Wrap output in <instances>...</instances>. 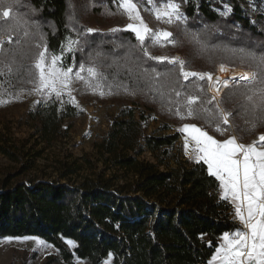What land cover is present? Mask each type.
I'll list each match as a JSON object with an SVG mask.
<instances>
[{"label": "trees", "instance_id": "obj_1", "mask_svg": "<svg viewBox=\"0 0 264 264\" xmlns=\"http://www.w3.org/2000/svg\"><path fill=\"white\" fill-rule=\"evenodd\" d=\"M23 1L22 11L35 24L39 41L51 54L58 52L68 37L79 35L69 62H87L86 50L89 57L97 58L106 81L129 87L149 107L147 101L156 97L157 108L171 106L175 112L187 113L182 97L191 93L199 96L192 105L194 115L180 120L181 124L198 122L218 137L225 136L224 131L218 132L214 126L229 129L233 124L231 134L248 141L264 121V65L258 60L264 56V13L252 21L237 0L222 1L232 7L227 16L215 9L223 7L219 0H178L184 3L187 19L177 25V50L186 55L189 67L204 66L214 72L220 62L239 66L244 59L257 72L254 83L233 84L222 92L221 101L231 112V124H225L212 95H201L193 78L182 81L178 64L145 55L144 45L132 31L83 36L75 31L82 27L75 18L88 8L83 2L74 3V10V0ZM94 9H102L101 3ZM7 23L10 21L0 18V36L12 35L14 40L3 44L5 51L0 58L8 62L11 52L15 57L9 59L10 66L5 64V79L1 81L17 91L34 74L28 53L17 51L25 42L30 52L32 38L24 39L21 31H12L15 35L11 30L5 32ZM145 46L151 52H168L149 38ZM168 78H175L171 86L160 82ZM133 103L134 107L122 109L111 119L109 130L96 143L103 163L116 173L107 175L103 170L76 180L72 178L77 172L74 160L63 162L54 179H21L32 167L28 161L15 171L4 172L0 178V238L37 236L50 242L59 255H51L42 264H75L76 260L100 264L110 255L112 264H209L222 235L240 229L235 207L230 199H222L220 182L209 175L207 165L182 153V133L171 130L168 123L148 131L152 113L147 114L139 101ZM31 114L39 137L50 146L66 134L64 121L78 116V111L74 105L63 108L51 102L41 104ZM0 152L12 161L23 160L3 143ZM146 153L153 160L144 158Z\"/></svg>", "mask_w": 264, "mask_h": 264}, {"label": "rangeland", "instance_id": "obj_2", "mask_svg": "<svg viewBox=\"0 0 264 264\" xmlns=\"http://www.w3.org/2000/svg\"><path fill=\"white\" fill-rule=\"evenodd\" d=\"M80 2L82 4L88 5V8L81 13L78 18V23L82 25L81 30H75L76 33L86 36L87 29H93L91 33H110L113 32V29L127 30V25L129 23L137 24V21L129 20L128 16L123 12L119 7V0H74V3ZM222 3L223 7H215L218 12H223L225 10V5L231 7L228 2H222L226 0H219ZM241 3L245 13L254 21L259 13H264V0H237ZM137 5L140 16L142 17L144 23L148 26L152 32L159 33L166 31L171 33V37L165 40L161 37V42L158 44L160 47L166 49L168 52H151L145 46V40L141 43L144 45V49L149 53V57L155 61H170L173 58H179L184 61V70L187 72L195 73H211L210 68L206 67H189L186 64V55L183 54L180 50H177V39L176 34L177 25L183 23L182 21L174 20L173 23H166V17L162 19L156 18V11L158 9H163L169 0H134ZM175 3L180 5V11L186 17L184 11V3L174 0ZM102 5V9H94L97 5ZM25 1L20 0L19 4L14 6L12 10V15L16 16L17 14L25 16L24 10ZM232 9V7H231ZM75 10V9H74ZM101 10V11H100ZM113 14H109V13ZM27 19V18H26ZM28 28L29 35L31 37V43L28 45L30 47V52L26 50L25 42L19 46L18 52H27L29 55V61L34 66L35 59L39 51L43 50V47L46 46L39 41L40 34L36 33L37 29L34 28L35 24L31 23ZM131 31V30H130ZM115 32V31H114ZM117 32V31H116ZM11 33L15 35L12 31ZM135 35V33L133 32ZM43 35V34H42ZM9 37L11 38L9 41ZM136 37V35H135ZM149 38L153 41L150 35H146L145 39ZM25 39V37H24ZM13 36H0V41L12 42ZM80 40L79 35L76 34L74 37H68L60 50L56 53H50L48 51L47 55L60 56L61 60L58 61L59 67H62L64 70L67 68L72 69V80L69 84V89L71 91V101L67 90L62 92L60 98L58 99L54 93L49 95H42L41 93L34 90L35 84L32 82L33 77H31L25 83H21V88L17 91H11L7 88V84H4L5 79L4 70L6 68L5 64H9V59L15 57L11 54L7 57L8 62L5 59L0 58V143L10 147L11 149L17 151L20 157L23 160L16 162L12 161L7 155L0 152V178L4 175L6 171H15L22 162H27L31 165V169L27 172L26 175L21 176V179L27 180L29 178L35 177H44L46 179H54L59 175L58 167L61 166L63 162H71L74 167H76L77 172L72 175V178L80 180L85 175H92L98 171H106L107 175H112L117 171L109 170L108 167L103 163L102 156L99 154L96 149V143L99 142L104 134L109 130L111 119L122 109L127 107H134L133 101H139L141 106L145 108L146 113H152V116L149 120L148 131H153L160 124L168 123L171 130H178V126L181 125L179 122L183 119L189 120L187 113H180L177 115L173 111L172 107L169 106L165 108H157V105L154 104L156 97H151L147 103L151 104V107L142 101L141 96L133 91L132 89L123 88V84H115L112 81L108 82L105 80V76L100 71V64L97 61L95 56L89 57L90 53L86 52L87 62H82L81 64L75 63L71 64L68 60V56L71 52L68 51V41H75L76 43L72 45L73 49L77 48L78 42ZM82 41V40H81ZM230 44H233L230 42ZM32 45V46H31ZM41 45V47H37ZM84 47V44L81 43ZM144 50V51H145ZM1 53V52H0ZM166 57L165 60H159L154 58ZM242 59V58H241ZM238 62L239 66L230 65L228 62H220L216 65L217 67L225 64L231 67H239L247 71H252L256 73V70L250 66L246 60ZM16 61L15 63H17ZM170 63V62H169ZM173 64V63H170ZM81 65L84 66V71L81 72ZM202 66V63L199 64ZM10 66V64L8 65ZM91 67L95 70L96 75H90L87 69ZM21 69V67H19ZM34 70V67H33ZM215 70V71H216ZM251 72V73H252ZM76 73H80V76L83 79L76 77ZM193 78V82L197 84V88L201 95L207 98L206 93L213 95L209 91V83L206 79L200 80L199 77H189ZM181 80L184 81L182 75ZM7 83V78H6ZM165 86H171L175 82V78L162 79L160 81ZM242 84H251L253 82H241ZM249 86V85H247ZM189 96L197 97V101L200 100L199 96L196 94H186L182 97V100L187 102ZM222 96V95H221ZM221 96H215L216 105L219 109H222L224 113L228 114V123L231 124L230 114L225 105L221 101ZM159 98H167L166 96H161ZM169 99V98H167ZM171 100V99H170ZM173 101V100H171ZM55 102L59 107L65 108L67 105L71 104L77 107L78 116L73 118H67L64 121V132L55 140L50 146L47 143L43 142L39 133L37 131V121L32 117L31 111H37L40 108V105L43 103ZM144 106H143V105ZM154 104V105H153ZM177 110V106L173 107ZM226 108V109H225ZM137 110V114H138ZM183 117V118H182ZM243 121H249L248 119H243ZM187 122V121H186ZM185 122V123H186ZM194 122V121H190ZM223 123V119H222ZM71 125V126H70ZM185 125H193L192 123H187ZM66 127H69L68 130H65ZM182 127V126H181ZM221 128L220 126H214ZM197 128L200 127L197 125ZM233 124L228 127L221 128L224 131L225 135H233L232 131ZM258 131L254 136H251L250 140L259 141V137L264 135V121L259 124L256 128ZM234 131V130H233ZM230 132V133H229ZM182 133V132H181ZM188 137L191 136L187 133ZM182 140V139H181ZM183 153V150H182ZM144 158L153 160L150 153H146ZM106 168V169H105ZM25 238H35V239H25ZM40 241L37 243L36 241ZM51 255L58 256L59 250L50 242L37 237V236H26V237H4L0 238V264H42L47 260ZM106 262L113 263V255H110L100 264H106ZM75 264H92L87 260H76Z\"/></svg>", "mask_w": 264, "mask_h": 264}, {"label": "snow or ice", "instance_id": "obj_3", "mask_svg": "<svg viewBox=\"0 0 264 264\" xmlns=\"http://www.w3.org/2000/svg\"><path fill=\"white\" fill-rule=\"evenodd\" d=\"M20 0H0V18H4L7 23L5 32L21 31L23 37H27L30 33L28 28L31 26L28 19L24 16L17 14L12 15L14 6L19 4ZM119 7L128 16L129 20L138 22L137 24L129 23L127 30H131L135 33L136 38L143 43L146 35H150L153 39V43L158 45L161 42V37L167 40L171 37V33L162 31L159 33L152 32L151 29L144 23L142 17L139 14L137 5L134 0H119ZM225 10L220 14L227 16L231 11V7L225 5ZM33 12L37 11L32 9ZM110 15L113 13H109ZM166 17V23H173L174 20L186 22V17L180 11V5L175 3L174 0H169L163 9L156 11V18L162 19ZM71 19V17H70ZM39 27L38 25H36ZM89 33L93 32V29H87ZM112 31H119V29H113ZM9 37V41H10ZM41 40L43 35L41 34ZM75 41H68V51H74L72 45ZM41 47V45H37ZM64 46L62 45V50ZM5 51L3 47V41H0V52ZM243 51V50H241ZM48 49L46 46L43 50L39 51L37 58L34 62V74L32 82L35 84L34 90L42 95H51L54 93L59 99L62 92L67 90L70 101L71 91L69 84L72 80V69L67 68L64 70L62 67L57 66L58 61L61 60L60 56L47 55ZM145 55H149L145 50ZM253 59H257L255 54H250ZM159 60H165L166 57L154 58ZM259 64L264 65V56L258 58ZM173 64H178L180 73L184 79L189 77H199L200 80L207 79L212 81V76L207 73H195L187 72L184 70V61L179 58H173L169 61ZM84 66L81 65V72H83ZM225 68L221 65V71ZM9 71L11 68L9 67ZM90 75H96L93 68L87 69ZM159 75V73L157 74ZM76 77L83 79L80 73H76ZM243 80L253 82L257 78V74L244 75L240 77ZM217 83L220 81L217 78ZM224 87H227L228 82H222ZM179 96L180 93L176 92ZM197 97L189 96L187 98V116L194 115L192 105L196 104ZM215 99V96L212 98ZM249 101L252 97L247 98ZM211 101H209L210 103ZM218 107V105H217ZM177 115H180L177 110ZM220 115L223 119V123H228V114L224 113L220 109ZM183 118V117H182ZM255 128V125H253ZM218 132L223 130L219 127L216 129ZM182 133H188L192 140L195 142L196 148L194 159L197 163L203 161L207 165L209 175L214 176L219 182V187L223 191L222 199H231V202L235 206V216L241 223V228L231 233H224L222 236V243L216 251V255L213 261H219V264H264V144L258 146V142H253L249 145L237 143L236 138L232 137L223 142H219L212 136H209L206 132L197 128L194 125H183L179 129ZM260 142H264V135L259 137ZM188 139H185V150L187 154ZM35 239V238H25ZM40 243V241H36ZM70 245L72 241H68ZM110 264V262H106Z\"/></svg>", "mask_w": 264, "mask_h": 264}, {"label": "crops", "instance_id": "obj_4", "mask_svg": "<svg viewBox=\"0 0 264 264\" xmlns=\"http://www.w3.org/2000/svg\"><path fill=\"white\" fill-rule=\"evenodd\" d=\"M187 123H192L194 126H196L197 127V125L200 127V129L202 130V131H204V132H206L209 136H212L214 139H216L217 141H219V142H223V141H225V140H227V139H229V138H232V137H235L236 138V141H237V143H240V144H244V145H249V144H252L254 141L253 140H248V141H240L239 140V138H238V136H236L235 134H233V135H230V136H228V135H225V136H223V137H218L217 135H214L213 133H211L210 131H208L206 128H204L200 123H198V122H186V123H183V124H181L180 126H178V131H179V129H181L182 127L181 126H183V125H185V124H187ZM181 132V131H180ZM186 137H187V139H188V149H187V154H186V150H185V139H186ZM182 150H183V154L187 157V158H190V159H192V160H195L193 157H194V155L196 154V152H195V148H196V145H195V142L192 140V139H190V137H188V135H187V133H182ZM255 142H258V141H255ZM260 144H264V142H258V146L260 145ZM221 193L223 194V191H222V189H221ZM230 199V198H229ZM230 201H231V199H230ZM233 204V203H232ZM234 205V204H233ZM235 207V206H234ZM234 216H235V213H234ZM235 219H236V221H237V223L240 225V228H241V223H240V221H239V219L235 216ZM227 233H229V232H227ZM223 236V235H222ZM222 238V237H221ZM221 243H222V239L220 240V244H219V246H218V248L220 247V245H221ZM217 248V249H218ZM217 249H216V251H217ZM216 251L214 252V254L210 257V259H209V264H219V261L217 260V261H213V258H214V256L216 255Z\"/></svg>", "mask_w": 264, "mask_h": 264}, {"label": "built area", "instance_id": "obj_5", "mask_svg": "<svg viewBox=\"0 0 264 264\" xmlns=\"http://www.w3.org/2000/svg\"><path fill=\"white\" fill-rule=\"evenodd\" d=\"M218 70H219V66L217 67V70L214 71V72H211V73H207V74H210L212 76V81H209L207 79V77H205V79L208 81L209 83V91L215 95V96H221L222 95V92L225 90V88H227L228 86L230 85H233V84H237V83H241V82H249V81H246V80H241V79H234L233 77L231 76H228V77H221L219 74H218ZM252 72V71H251ZM253 74V72H252ZM217 78L218 80L220 81V83H217ZM223 81H227L228 84H227V87H224L223 85Z\"/></svg>", "mask_w": 264, "mask_h": 264}, {"label": "bare ground", "instance_id": "obj_6", "mask_svg": "<svg viewBox=\"0 0 264 264\" xmlns=\"http://www.w3.org/2000/svg\"><path fill=\"white\" fill-rule=\"evenodd\" d=\"M225 68L224 71H221V65L219 66L218 74L221 77H228L231 76L234 79H241L240 77L244 75H251L252 73L250 71H247L245 69L239 68V67H231L225 64H222ZM243 80V79H241Z\"/></svg>", "mask_w": 264, "mask_h": 264}]
</instances>
